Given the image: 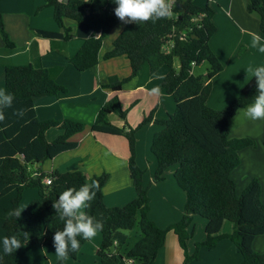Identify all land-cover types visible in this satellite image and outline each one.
<instances>
[{
  "label": "trees",
  "instance_id": "1",
  "mask_svg": "<svg viewBox=\"0 0 264 264\" xmlns=\"http://www.w3.org/2000/svg\"><path fill=\"white\" fill-rule=\"evenodd\" d=\"M203 7L194 0H176V15L170 20L149 21L142 24H125L123 30L113 41L105 59L124 56L129 63L130 72L125 78L109 77L105 89L113 95L101 107L91 126L93 133L123 136L128 141V173L136 197L122 207H106L102 188L108 179L107 174L86 180L80 170L60 173H45L41 170L44 161L51 160L61 153L73 150L77 142L70 138L81 132L84 125L68 119L39 121L34 111L35 98L55 96L65 92L56 84L45 68L31 65L6 66L4 70L5 89L14 96L10 108L4 109L5 120L0 123V237L17 236L22 246L41 245L54 248L55 231L63 229V222L56 216L52 207L59 194L68 188L78 189L85 183L96 181V197L91 202L88 213L103 222L100 243V264H118L121 255L110 254L106 248L111 239L113 226L134 216H138L141 238L127 251L125 257L135 264H153L159 250L163 247L166 234L173 232L183 252V263L198 260V250L214 249L221 240H229L241 255L239 264H264V253H256L252 242L264 234V204L260 200V184L252 180L237 196L236 185L230 173L239 165L238 153L254 147L255 143L246 138L229 137V120L235 113L252 103L256 95L255 80H251L239 95L225 108L213 110L206 105L211 90V80L222 70V65L211 51L208 42L216 31L212 22L213 10L209 0ZM53 9V18L62 33L38 31L43 38H62L69 40V28L64 20H71L84 27L88 36L70 63L78 72H85L96 66L98 52L105 36L120 21L114 15L116 5L112 0H44L38 7ZM246 11L258 18L259 31L264 35V0H247ZM199 18L198 26L193 18ZM184 38L180 40V34ZM96 34H99L96 37ZM0 35L7 48L13 44L8 39L0 15ZM172 41L168 52L163 50L166 41ZM179 68L174 70V61ZM207 63L203 75H194V67ZM149 67L150 74L166 67L167 74L162 87L175 102V110L165 119H154V111L149 112L140 123L122 127L108 123L107 117L115 114L125 121L126 111L121 108L117 93L123 84L137 75L143 65ZM23 110V116L16 113ZM154 122L161 130L153 135L150 152L156 160L153 183L164 180V173L176 167L173 179L185 194L181 218L159 228L149 217L150 199L148 189L143 187L144 171L135 160V133L142 126ZM57 129L61 134L47 141L45 133ZM50 178L46 185L43 180ZM27 189H36L38 196L33 199L22 216L9 218L8 213L19 209L22 194ZM206 220L205 239L195 243V251L189 254L187 241L192 237L190 230L193 217ZM224 222L233 225L231 233H222ZM23 233H28V241ZM80 240V248L70 252L75 259L87 240ZM0 264H49L46 260L20 263L17 250L4 255L0 247ZM62 264V262H58Z\"/></svg>",
  "mask_w": 264,
  "mask_h": 264
},
{
  "label": "crops",
  "instance_id": "2",
  "mask_svg": "<svg viewBox=\"0 0 264 264\" xmlns=\"http://www.w3.org/2000/svg\"><path fill=\"white\" fill-rule=\"evenodd\" d=\"M43 4L44 0H0L4 30L13 44L11 48H7L0 35V89H5L6 66L31 65L34 68L47 69L52 80L63 87L65 92L35 98L33 105L36 117L39 121L68 119L82 123L84 128L70 138L71 141L77 142L75 149L44 161L41 170L45 173L80 170L86 180L107 174L108 179L102 188L103 202L106 207H122L136 197L128 173V141L123 136L93 133L91 126L101 107L113 95L103 87L107 79L113 76L122 79L130 72L128 60L124 56L105 59V54L111 49L113 41L125 24L118 23L105 36L98 52L96 66L85 72H78L70 63V59L81 48L88 31L76 22L66 19L64 25L69 28V40L38 36V31L62 33V29L54 21L52 8L37 10ZM194 4L203 7L206 1L194 0ZM246 4L247 0H209V6L214 12L212 22L216 31L208 45L222 65V70L211 80V90L206 101V105L213 110L225 108L239 95L252 78L251 73L247 72L249 66H264V53L253 48L251 37L241 31L246 29L256 32L264 39V35L259 31L258 18L246 11ZM98 35L96 34V37ZM167 72L168 69L162 67L150 74L149 67L143 65L137 75L123 84L117 93L121 108L126 111L125 121L115 114H110L107 117L108 123L122 127L126 122L128 127L134 128L151 111H154V119H165L172 114L175 102L162 87V80ZM153 87L160 88L159 96L150 95ZM160 130L159 125L150 122L136 131L135 160L144 171L142 183L143 187L148 189L149 217L159 228L165 229L181 218L185 194L173 179L176 167H171L164 173L162 182L153 183L156 160L150 152V146L153 135ZM60 134L61 131L52 128L45 133V138L52 141ZM229 137L246 138L255 143L254 147H247L238 153L240 162L230 173V178L236 185L237 196L252 180H258L260 200L264 204V121L245 120L238 110L229 120ZM202 219L193 217L190 227L193 233L187 241V251L190 255L195 251V243L205 239L206 220ZM196 226L199 227L200 233L195 232ZM232 230L233 225H226L224 222L222 233H231ZM140 238L138 216H134L113 226L106 252L121 255L123 258L118 264H126L127 251ZM100 243L101 235L98 233L93 240L86 241L75 259L68 258L62 264H100ZM252 249L256 253H264V234L254 238ZM17 254V261L20 263L43 260L49 264L60 262L54 248L41 245L22 246L17 250ZM241 260L236 247L224 239L218 242L214 249L200 248L198 260H192L188 264H239ZM182 263L183 252L177 237L173 232H168L153 264Z\"/></svg>",
  "mask_w": 264,
  "mask_h": 264
},
{
  "label": "clouds",
  "instance_id": "3",
  "mask_svg": "<svg viewBox=\"0 0 264 264\" xmlns=\"http://www.w3.org/2000/svg\"><path fill=\"white\" fill-rule=\"evenodd\" d=\"M116 5L114 15L124 24H142L146 22L155 23L158 20H170L176 15L174 6L176 0H112ZM120 29H117L119 33ZM247 35L251 37V46L259 52L264 53V39L256 32H250L246 29ZM251 73L256 84V95L251 104L246 108L240 109L242 117L252 122L264 121V66L247 68ZM160 88L153 87L150 95L159 96ZM14 96L6 89H0V123L5 120L4 109L10 108L13 104ZM23 116L24 111L19 110L17 113ZM98 183L92 181L85 183L78 189L68 188L59 194L58 199L52 204L59 220L63 222V229L55 231L53 236V246L55 255L59 261L63 262L68 259L70 252H76L80 248V237L83 240L91 241L97 234L103 231L104 225L101 220L89 215L88 209L91 202L96 197ZM22 211L17 209L8 213V217L19 219ZM24 240L27 242L29 234L23 233ZM0 247L4 255H11L16 250L22 248V242L17 236L0 237ZM3 257L0 256V260ZM126 264H135L134 260H127Z\"/></svg>",
  "mask_w": 264,
  "mask_h": 264
},
{
  "label": "rangeland",
  "instance_id": "4",
  "mask_svg": "<svg viewBox=\"0 0 264 264\" xmlns=\"http://www.w3.org/2000/svg\"><path fill=\"white\" fill-rule=\"evenodd\" d=\"M173 68L174 70H178L179 68V62L178 60L174 61L173 64ZM208 68V64L207 63H202L196 67L193 68L192 72L194 75L198 76V75H202ZM37 197V192L34 189H27L24 191V194L21 198V201L19 203V210L22 211L21 216L23 215L25 209L27 208V206L29 205V203L35 199ZM202 219V218H200ZM203 220V219H202ZM226 225H231L229 222H226ZM195 232L200 233V229L198 226H196L195 228Z\"/></svg>",
  "mask_w": 264,
  "mask_h": 264
},
{
  "label": "built area",
  "instance_id": "5",
  "mask_svg": "<svg viewBox=\"0 0 264 264\" xmlns=\"http://www.w3.org/2000/svg\"><path fill=\"white\" fill-rule=\"evenodd\" d=\"M193 23H194L195 26H198V24H199V18H198V17L193 18ZM179 38H180V40H182V39L184 38V33L180 34ZM172 44H173V43H172L171 40L166 41L165 44L163 45V50L166 51V52H168L169 49L172 47ZM43 182H44L46 185H49L50 182H51V179L47 177V178H45V179L43 180Z\"/></svg>",
  "mask_w": 264,
  "mask_h": 264
}]
</instances>
